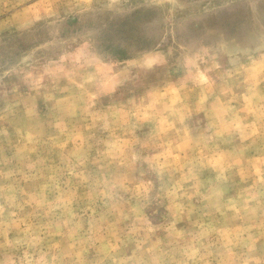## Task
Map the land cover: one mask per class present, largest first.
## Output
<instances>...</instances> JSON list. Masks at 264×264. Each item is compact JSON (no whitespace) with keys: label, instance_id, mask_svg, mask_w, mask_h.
<instances>
[{"label":"rangeland","instance_id":"374dc122","mask_svg":"<svg viewBox=\"0 0 264 264\" xmlns=\"http://www.w3.org/2000/svg\"><path fill=\"white\" fill-rule=\"evenodd\" d=\"M0 264H264V0H0Z\"/></svg>","mask_w":264,"mask_h":264}]
</instances>
